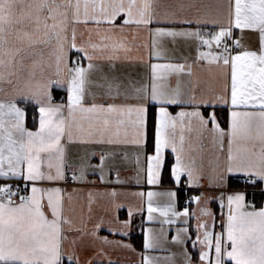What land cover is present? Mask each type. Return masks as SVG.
<instances>
[{"label":"snow or ice","instance_id":"snow-or-ice-1","mask_svg":"<svg viewBox=\"0 0 264 264\" xmlns=\"http://www.w3.org/2000/svg\"><path fill=\"white\" fill-rule=\"evenodd\" d=\"M0 264H264V0H0Z\"/></svg>","mask_w":264,"mask_h":264},{"label":"crops","instance_id":"crops-1","mask_svg":"<svg viewBox=\"0 0 264 264\" xmlns=\"http://www.w3.org/2000/svg\"><path fill=\"white\" fill-rule=\"evenodd\" d=\"M204 3H207V4H215L217 2H219V0H203ZM237 35H239V33L237 32ZM245 36L246 38L249 40V41H252L254 42V39L255 37L251 34V33H245ZM180 47V51L184 54V55H191L192 54V49L191 48H188V47H185L183 45V43L181 42V44L179 45ZM176 111H178V109H174ZM221 122L222 124L224 123V120H223V116H224V113H221ZM133 169H134V164L132 163H129L128 165H126V167L124 169H122V177L123 178H127L129 179L130 183L128 185H126L127 188H129L130 190H139V188L141 186H137L134 184V181H132V175H133ZM90 179H94V177H90ZM168 185L167 183L164 184V188H167ZM82 196L84 197L85 201H86V190L84 193H82ZM182 202V201H181ZM193 208H195L196 206L193 205L192 206ZM211 207L213 208L214 211H217L218 210V206L217 204L213 203L211 205ZM123 215V212L121 213ZM170 238V237H169ZM132 243L134 244V246L137 248V250L139 251L141 246H138L134 240H132ZM161 255H165L166 253H160ZM121 259H126V260H129V261H135L137 259L136 256L132 255V254H129V253H122L121 254Z\"/></svg>","mask_w":264,"mask_h":264},{"label":"trees","instance_id":"trees-1","mask_svg":"<svg viewBox=\"0 0 264 264\" xmlns=\"http://www.w3.org/2000/svg\"><path fill=\"white\" fill-rule=\"evenodd\" d=\"M223 118V120H224V116L222 117ZM28 124H29V126H31L32 125V121H31V119H29V121H28ZM183 202V201H182ZM133 240H134V242L138 245V246H141V238L137 235L136 237H134L133 238Z\"/></svg>","mask_w":264,"mask_h":264}]
</instances>
